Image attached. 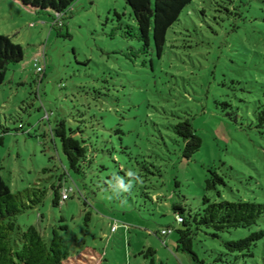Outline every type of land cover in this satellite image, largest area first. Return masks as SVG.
<instances>
[{
    "label": "rangeland",
    "instance_id": "rangeland-1",
    "mask_svg": "<svg viewBox=\"0 0 264 264\" xmlns=\"http://www.w3.org/2000/svg\"><path fill=\"white\" fill-rule=\"evenodd\" d=\"M52 23L0 0V34L25 54L0 85V173L24 203L41 197L17 224L36 226L47 243L56 230L71 254L96 249L101 264H193L177 250L173 204L196 212L204 197L264 203V0H194L162 58L154 42L142 54L125 0H78L62 30ZM185 119L203 139L191 159L174 129ZM60 121L85 131L93 162L84 175L70 169L53 134ZM210 169L225 179L220 196L207 188ZM60 183L72 192L54 206ZM260 229L264 217L221 239L202 232L194 250L210 263L217 256L208 249L224 250L222 239ZM254 253L225 264H264V239Z\"/></svg>",
    "mask_w": 264,
    "mask_h": 264
},
{
    "label": "trees",
    "instance_id": "trees-1",
    "mask_svg": "<svg viewBox=\"0 0 264 264\" xmlns=\"http://www.w3.org/2000/svg\"><path fill=\"white\" fill-rule=\"evenodd\" d=\"M29 15L55 14L66 12L78 0H9ZM194 0H125L131 9L132 16L137 23L138 33H134L141 43L142 54L150 53L151 43L154 42V51L157 57L162 58L167 46V37L171 28L180 21L183 11ZM120 18V16H118ZM62 30V28L52 27ZM129 36H131L129 34ZM153 39V41H152ZM24 50L21 45L15 44L6 35L0 34V85L6 80L11 65L23 63ZM227 107L229 105L223 104ZM259 128L264 127V113L258 115ZM176 134L184 142L183 157L191 159L203 147V139L196 132L190 119H185L174 127ZM5 133L9 129L4 130ZM55 137L61 140L63 152L66 155L70 169L76 174L84 175L85 169L92 165L89 158L87 140L82 126L76 130L66 128V121H60L53 130ZM80 136V137H79ZM207 188L218 193V188L225 185V179L215 169L209 170ZM62 183L54 187L53 205L59 206L62 202ZM70 197V195H69ZM68 197V199H69ZM67 199V200H68ZM65 200V201H67ZM41 203V197L31 199V204L24 203L20 194L11 191L0 173V264H101L103 257L96 249L85 247L76 254L65 250L62 237L54 230L50 242L47 243L36 226H30L22 231L16 222V217L27 209ZM172 210L182 219L178 233L177 250L189 254L193 264L227 263V257L239 261L242 258H254V250L264 239V229L251 232L246 237L223 240L222 251L208 249L211 255L217 256L210 263L201 259L195 252V243L200 233L205 232L215 239H221V234H233L239 230H251L258 226L264 217V203L249 202L242 199L236 201H212L204 197L202 207L198 211L188 212L180 204H173ZM91 213L86 214L90 220ZM67 230V226H60ZM162 236H165L161 233ZM152 255L155 251L150 250ZM154 261L152 260L151 264Z\"/></svg>",
    "mask_w": 264,
    "mask_h": 264
},
{
    "label": "built area",
    "instance_id": "built-area-1",
    "mask_svg": "<svg viewBox=\"0 0 264 264\" xmlns=\"http://www.w3.org/2000/svg\"><path fill=\"white\" fill-rule=\"evenodd\" d=\"M64 16H65V12L64 13H60V14H55L54 17H53V23H52V27L53 26H58L60 28L64 27V23H63V19H64ZM37 70L39 73H43L44 70H45V63H44V60H41V61H38L36 62L35 64ZM72 192V188L67 190V189H64L63 192H62V200L65 201L68 199L69 197V193ZM177 222L180 224L182 222V219L180 217H177ZM117 230V226H113L112 227V231H116ZM173 232L172 229H167V230H163L162 231V234L163 235H168V234H171Z\"/></svg>",
    "mask_w": 264,
    "mask_h": 264
},
{
    "label": "clouds",
    "instance_id": "clouds-1",
    "mask_svg": "<svg viewBox=\"0 0 264 264\" xmlns=\"http://www.w3.org/2000/svg\"><path fill=\"white\" fill-rule=\"evenodd\" d=\"M129 175H132L131 172L128 173ZM119 189L124 191V192H127L129 191L128 189V185L124 184L123 181L121 180L120 184H119Z\"/></svg>",
    "mask_w": 264,
    "mask_h": 264
}]
</instances>
